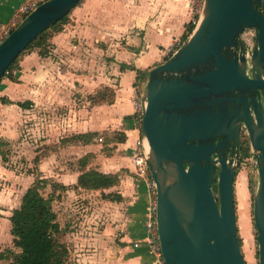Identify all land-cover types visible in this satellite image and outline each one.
<instances>
[{"label": "water", "instance_id": "95a60500", "mask_svg": "<svg viewBox=\"0 0 264 264\" xmlns=\"http://www.w3.org/2000/svg\"><path fill=\"white\" fill-rule=\"evenodd\" d=\"M82 1L48 0L26 16L0 44V81L39 35ZM248 28L257 32L252 75L241 38ZM253 92L264 98V0H206L190 37L152 68L143 94L140 132L156 185L165 264H247L235 208L239 161L224 152L242 123L257 153L254 221L264 264V107Z\"/></svg>", "mask_w": 264, "mask_h": 264}, {"label": "rangeland", "instance_id": "374dc122", "mask_svg": "<svg viewBox=\"0 0 264 264\" xmlns=\"http://www.w3.org/2000/svg\"><path fill=\"white\" fill-rule=\"evenodd\" d=\"M72 16L73 11L65 24L72 21ZM53 32L56 31L49 29L47 35L50 36ZM192 32L188 26L184 35L174 42L180 41L184 44ZM111 43L113 42L108 43V48ZM118 43L126 45V41ZM171 45L166 50L169 57L174 53L170 51ZM45 47L52 57L51 61L58 64L59 71L46 81V86L42 88L43 93L38 95L39 102H30L26 110L20 109L22 106L18 103L20 108L0 111V209L4 212L0 218V264H10L14 254L20 252L11 233L10 217L21 206L27 190L38 182L40 192L46 198H52L53 208L63 228V233L58 238L69 248V257L65 264H109L111 247L104 248L100 236L101 226L106 220L104 216L113 213L116 209L113 203L122 200L118 196H121L119 192L123 189L120 187L124 182L130 186L128 181L132 177L139 178L132 162L127 159L131 155L130 149H118L115 141L112 142L124 138V134L106 133L101 136L104 141L96 139L103 145L104 153L101 155L106 157L102 161L99 155L89 154L91 169L99 168L104 163L112 166L114 162L110 158L117 155L116 161L121 169L111 174H117L119 185L105 190H88L77 184L64 185L61 182L63 174L77 171L81 167L80 160L85 157H82L81 151H74L68 145L79 143L75 136L79 134L78 122L82 118V110L88 106V99L105 103L114 99V89L104 86L115 82L113 79L117 77V65H114L116 60L112 57H105L106 60L100 58L94 51V45H86L85 48L73 47L74 57L71 59L55 53L52 43H47ZM88 56L92 60L89 67ZM84 75H90L95 80L102 77L105 80L102 83L103 88L92 85L91 95L83 93L80 85ZM7 114H13L12 120L1 119L2 115ZM138 129L141 131V122L138 123ZM109 140L111 144L107 143ZM248 157L252 159L245 161L236 179L238 238L246 263L259 264V244L254 221L259 174L256 157L253 154ZM42 164L44 170L41 169ZM149 176L151 177L150 173ZM64 180L68 183L70 177Z\"/></svg>", "mask_w": 264, "mask_h": 264}, {"label": "crops", "instance_id": "0c3cea01", "mask_svg": "<svg viewBox=\"0 0 264 264\" xmlns=\"http://www.w3.org/2000/svg\"><path fill=\"white\" fill-rule=\"evenodd\" d=\"M25 1L27 0H0V24L7 22ZM190 2L191 0H84L73 10V19L64 25L65 29L50 37L53 51L67 59L74 57L73 47L94 45V51L100 58L106 60L107 57H112L116 60L114 65H117V77L113 79L115 82L104 86L114 89L113 102H92L88 99V106L82 110V118L78 122V133L91 136L86 141L68 145L71 146L70 149L81 151L82 157L97 154L102 161L106 156L101 155L104 153L103 145L96 139L106 133L118 132L124 134L126 140L114 143L119 146L118 149H130L131 154V149L141 136L138 129L139 115L133 104L134 97L139 93L145 94L150 71L170 58L166 50L178 37L184 35L192 23ZM111 41L113 43L108 48ZM118 41H126V45L123 46ZM87 59L89 67L90 56ZM51 60V55L44 56L37 48L23 54L19 60V70L15 72L16 81L6 77L0 84V111L20 108L18 103L39 102L38 95L43 93L46 81L59 71L58 64ZM122 66L126 69H122ZM104 81L102 77L95 80L90 75H84L80 86L83 93L91 95V86L102 89ZM3 98L6 102L2 101ZM27 108L22 106L20 109ZM12 117L13 114H7L2 115L1 119L10 121ZM116 156L110 158L114 162L112 166L104 163L95 169L103 173H117L121 166L116 161ZM127 159H130L129 156ZM41 167L44 170L43 164ZM91 168L92 163L86 170ZM76 170L70 171V174L64 173L61 183L78 184L82 167ZM66 177H70V182H65ZM128 182L130 186L124 182L120 187L123 189L119 192L122 200L113 203L115 211L104 216L106 220L101 226V242L104 243V248L111 247L109 264H162L151 252L147 242L145 220L150 199L147 181L132 177ZM0 213L2 215L4 212L0 209Z\"/></svg>", "mask_w": 264, "mask_h": 264}, {"label": "trees", "instance_id": "16d2710c", "mask_svg": "<svg viewBox=\"0 0 264 264\" xmlns=\"http://www.w3.org/2000/svg\"><path fill=\"white\" fill-rule=\"evenodd\" d=\"M69 15L39 35L11 64L7 73L1 79L0 84L6 77L12 81H16L17 77L15 72L19 70V60L27 50L37 48L42 55H48L49 51L46 50L45 46L47 43H50L49 39L54 33L63 30V26L67 22L66 20ZM195 26L193 23L189 25L190 32L194 30ZM49 29H53L56 32L48 36L47 31ZM123 68L125 67L122 66ZM2 101L6 102V99L3 98ZM98 102L105 103L104 101ZM112 102L110 101L109 103ZM19 105L28 107L30 103H19ZM90 136V134H78L75 137L80 142L86 141ZM125 140L124 135V138L117 141L112 140V142L122 143ZM107 143H110V140ZM247 155L251 156L252 153ZM80 163L82 173L78 178L77 185L79 187L88 190H105L119 185L120 180L117 174H106L96 169L86 170L89 165V155L82 158ZM39 188V182L29 188L22 198L21 206L15 209L10 217L12 223L11 233L14 236V243L20 249L19 253L14 254V259L10 264H65L69 257V248L58 238L63 233V228L53 208V200L52 198H46L40 192ZM118 197H120L118 198L120 200L121 196ZM114 199L117 198L114 197Z\"/></svg>", "mask_w": 264, "mask_h": 264}, {"label": "built area", "instance_id": "2783aa9c", "mask_svg": "<svg viewBox=\"0 0 264 264\" xmlns=\"http://www.w3.org/2000/svg\"><path fill=\"white\" fill-rule=\"evenodd\" d=\"M48 0H27L22 3L13 13V16L7 21L0 24V44L23 22V20L28 16L31 12H33L38 6L43 4ZM206 0H191V12H192V23L197 24L199 18L204 10ZM256 30L252 28L246 29L241 38L243 44V51L247 57V64L251 67V56L253 49L256 46ZM183 45L182 42L177 41L171 45L170 51L176 53L180 47ZM173 53V54H174ZM134 108L136 113L139 115V122H142V113L145 107V100L143 94H136L133 100ZM98 140L104 141L102 137H98ZM130 159L134 168L135 173L140 178L147 181L149 187V205L147 209V216L145 220V226L148 233L147 242L151 249V252L155 254V256L164 263L161 243H160V235L157 224V191L156 185L153 182V179L149 176V169L146 162V154L144 148V142L142 137L140 136L133 148L131 149Z\"/></svg>", "mask_w": 264, "mask_h": 264}, {"label": "flooded vegetation", "instance_id": "af4514ba", "mask_svg": "<svg viewBox=\"0 0 264 264\" xmlns=\"http://www.w3.org/2000/svg\"><path fill=\"white\" fill-rule=\"evenodd\" d=\"M252 72H253V69L247 65V73L249 75H252ZM247 94L250 95V93H247ZM254 94H256L258 96V99L261 100L262 105L264 107V98L262 96V93L256 92ZM252 116L254 118L253 113H252ZM220 139L221 138L218 137L216 139V142H218ZM224 152L227 155L228 161L229 160L239 161L237 164V167H236L237 175H236L235 182H234L235 194H236V179L240 173L241 167L245 163V161H249L250 159H252V157L251 158L248 157L247 154L252 153L255 157L257 156V153L254 151V148L250 142V138L248 135V128L246 127V125L244 123H242L240 125L239 131H238V139L232 138L231 142H229V144L226 146ZM217 157H219L218 153L214 155V158H217ZM213 189H214L216 195H218V167L216 168V175H215V179H214V183H213Z\"/></svg>", "mask_w": 264, "mask_h": 264}]
</instances>
